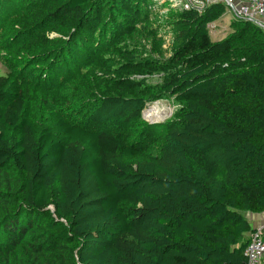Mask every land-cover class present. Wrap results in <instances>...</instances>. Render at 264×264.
I'll list each match as a JSON object with an SVG mask.
<instances>
[{"label": "trees", "instance_id": "16d2710c", "mask_svg": "<svg viewBox=\"0 0 264 264\" xmlns=\"http://www.w3.org/2000/svg\"><path fill=\"white\" fill-rule=\"evenodd\" d=\"M18 2L29 52L63 46L78 64L103 44L75 81L101 74L73 94L95 97L92 123L141 139L63 117L39 127L24 81L0 73V264H247L246 213H264V29L235 20L212 40L222 4L159 19L169 5L157 0ZM154 73L160 82L133 78ZM159 99L177 109L156 127L143 111Z\"/></svg>", "mask_w": 264, "mask_h": 264}, {"label": "rangeland", "instance_id": "374dc122", "mask_svg": "<svg viewBox=\"0 0 264 264\" xmlns=\"http://www.w3.org/2000/svg\"><path fill=\"white\" fill-rule=\"evenodd\" d=\"M26 10L19 2L17 3V0H14L12 3L6 5V9L3 8L0 11V73L6 75L9 72H14L24 81L27 97L33 108V118L39 127L52 122L57 117H63L84 127L112 132L122 136L131 143H138L141 137H138L135 131L125 132L113 125L94 124L89 120L91 102L88 101L95 100L93 94L90 97L85 96L82 99L73 94V88L76 87L77 82L83 86H89V82H93L95 76L101 74L100 69H95L93 72L89 71L90 79L88 82L75 81L78 68L81 66L82 69H85L84 65L91 63L90 57L92 62L95 57L97 60L102 59L98 53L103 44L98 45L95 38L91 46L94 52L91 51V56H86L87 60H82L78 64L75 63V59L71 63L69 62L70 57L68 53L63 54V46L56 48L51 46L50 52L47 50L29 52L25 47H22V44H27V32H20L16 28L18 27V20L26 14ZM169 12L173 11L163 8L157 13V17L162 19ZM234 22L235 20L227 13L219 20L211 23L209 25L211 39L216 41L225 38L234 30ZM161 23L164 24L163 22ZM162 24L158 38L163 43L164 56L168 58L171 55L170 44L172 33L167 26L164 27ZM48 36L60 39V43L66 39L63 34L55 32H50ZM142 44L140 47H145L147 50L152 47L151 42L146 40ZM143 54L146 56L148 52H140V55ZM104 55L106 58L109 56L105 50ZM52 63H54V68L51 69ZM112 69H114V66ZM133 78L145 85L153 84L160 82L161 73L134 75ZM73 82L76 83L74 84ZM56 89H61V92L54 94L53 91ZM148 109L151 110L148 111ZM176 109L177 104L173 99H159L143 111V116L148 123L159 127L173 117ZM248 220H250V217H248Z\"/></svg>", "mask_w": 264, "mask_h": 264}, {"label": "built area", "instance_id": "2783aa9c", "mask_svg": "<svg viewBox=\"0 0 264 264\" xmlns=\"http://www.w3.org/2000/svg\"><path fill=\"white\" fill-rule=\"evenodd\" d=\"M158 5L168 4L175 11L192 10L204 13L215 4L225 7V14L233 20L251 22L264 29V0H157ZM245 249L247 264H264V223L256 225L249 234Z\"/></svg>", "mask_w": 264, "mask_h": 264}, {"label": "crops", "instance_id": "0c3cea01", "mask_svg": "<svg viewBox=\"0 0 264 264\" xmlns=\"http://www.w3.org/2000/svg\"><path fill=\"white\" fill-rule=\"evenodd\" d=\"M246 217H250V223L252 224L253 227H255L256 225H259L260 223H264V213L261 214H253V213H246ZM248 233L246 235V237H249Z\"/></svg>", "mask_w": 264, "mask_h": 264}, {"label": "bare ground", "instance_id": "6f19581e", "mask_svg": "<svg viewBox=\"0 0 264 264\" xmlns=\"http://www.w3.org/2000/svg\"><path fill=\"white\" fill-rule=\"evenodd\" d=\"M151 109H148V111H150Z\"/></svg>", "mask_w": 264, "mask_h": 264}]
</instances>
